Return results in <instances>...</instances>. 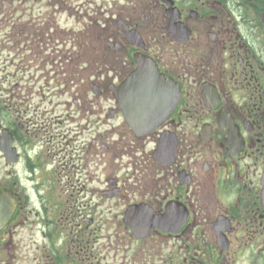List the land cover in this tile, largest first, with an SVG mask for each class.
Returning a JSON list of instances; mask_svg holds the SVG:
<instances>
[{"label": "flooded vegetation", "instance_id": "obj_1", "mask_svg": "<svg viewBox=\"0 0 264 264\" xmlns=\"http://www.w3.org/2000/svg\"><path fill=\"white\" fill-rule=\"evenodd\" d=\"M100 4L0 0V241L25 264H264V0Z\"/></svg>", "mask_w": 264, "mask_h": 264}, {"label": "rangeland", "instance_id": "obj_2", "mask_svg": "<svg viewBox=\"0 0 264 264\" xmlns=\"http://www.w3.org/2000/svg\"><path fill=\"white\" fill-rule=\"evenodd\" d=\"M82 2L84 6L82 8H77L80 10V14L84 13V11H88L89 13L96 12L101 5L100 2L103 0H78ZM76 7V6H75ZM28 78V77H27ZM15 240L19 238V235L14 236ZM24 238H28V235H24ZM6 241V240H5ZM15 243V242H14ZM25 264V262L21 259V251L19 246L8 242V244L0 241V264ZM30 264H34L30 262Z\"/></svg>", "mask_w": 264, "mask_h": 264}, {"label": "water", "instance_id": "obj_3", "mask_svg": "<svg viewBox=\"0 0 264 264\" xmlns=\"http://www.w3.org/2000/svg\"><path fill=\"white\" fill-rule=\"evenodd\" d=\"M137 75V74H136ZM132 76L133 79L132 81H135V78H138L139 75L137 76ZM155 84V82H148V85ZM144 86V85H139ZM146 88V86H144ZM142 90V88H141ZM145 92V89L142 90V93ZM143 100H147L148 102L151 100L150 98V91H147V94L144 93V97L142 98ZM145 102V101H143ZM176 100L171 99L170 105L173 107L175 104ZM171 107V108H172ZM171 110V109H170ZM149 130V129H147ZM15 210V204L13 202L12 196L9 193H6L5 191L0 190V231L6 226V224L9 222L13 212Z\"/></svg>", "mask_w": 264, "mask_h": 264}]
</instances>
